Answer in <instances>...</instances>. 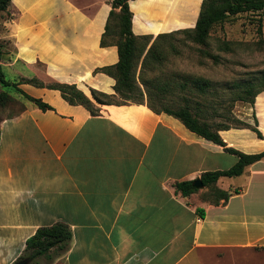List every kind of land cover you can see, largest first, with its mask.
Segmentation results:
<instances>
[{
  "label": "crops",
  "instance_id": "1",
  "mask_svg": "<svg viewBox=\"0 0 264 264\" xmlns=\"http://www.w3.org/2000/svg\"><path fill=\"white\" fill-rule=\"evenodd\" d=\"M111 1L11 0L0 22L2 66L52 107L26 99L0 123V264L19 261L39 228L58 223L71 230L67 248L34 264H264V159L220 178L228 201L208 187L184 196L177 183L230 169L237 156L146 103L98 105L92 114L53 88L114 94L115 79L97 72L119 61L116 44H101ZM202 2L131 0L133 32L194 28ZM261 94L251 108L263 139L248 128L220 130L227 148L264 151Z\"/></svg>",
  "mask_w": 264,
  "mask_h": 264
},
{
  "label": "trees",
  "instance_id": "2",
  "mask_svg": "<svg viewBox=\"0 0 264 264\" xmlns=\"http://www.w3.org/2000/svg\"><path fill=\"white\" fill-rule=\"evenodd\" d=\"M130 1H111L112 10L110 11L101 44L103 46L107 43L116 44L119 52V61L116 65L101 68L97 72H103L115 79L116 83L113 87L115 94L120 95L128 101H135L138 104L146 103L156 113L164 112L178 118L192 132L225 147L228 153L237 156L238 160L236 164L230 169L206 172L201 176L204 187H208L210 191V194L207 195L228 201L233 193L218 189L216 186L217 182L222 177L241 176L248 166L264 159V151L257 154H246L234 148H227V144L222 139L219 131L232 127L227 125L213 127L209 121L199 117V112L193 113L188 105L178 110H172L167 107L158 109L156 103L153 101L154 98L152 95L150 93H144L137 80L140 78L141 83L148 89L147 80H144V72L153 67H157L153 66L154 63L159 65V63L162 64L164 62V55H161L157 50L159 48V41L167 36L182 33L194 43L204 46L207 44L211 31L216 25L223 24L229 19L244 13L259 16L258 30L262 32L264 0H203L199 18L194 28L182 29L169 34H160L157 37L152 35H135L133 32V12L130 7ZM10 3L11 0H0V16L8 11ZM4 54V46L0 41V104L4 105L11 99L10 95L6 91H3V89L13 88L41 110L47 111L52 109L43 100L34 98L20 89V83H14L7 79L6 72L1 64ZM139 64L141 65V71L138 77ZM186 78L185 82L180 85L182 88H188L189 82H192L193 86L202 93H205L211 88L210 82L205 79L191 78L188 76ZM53 88L60 90L63 98L70 104L83 105L92 114L99 112V108L95 107V104L97 106L112 105L113 103L107 102L106 99L115 96L114 94L109 95L91 89L92 98H89L76 85L57 84ZM236 88H241L244 94L250 96V99L240 97L238 100L248 102L254 106L255 98L264 91V82H262V87L254 93H252V90L255 88L253 82L242 83V85H238ZM253 118L254 124L244 123L243 128L251 129L257 133L259 138L263 139V134L258 128L259 122L255 113ZM193 183V181L180 182L175 185V188L182 195L190 196L199 191V189L193 186ZM199 212L201 216H204L202 210H199ZM71 238V230L65 224L58 223L53 226L39 228L27 240L25 254L20 260L27 259L30 263L39 257H47L49 260H53L51 252L55 249L59 251L65 250Z\"/></svg>",
  "mask_w": 264,
  "mask_h": 264
},
{
  "label": "rangeland",
  "instance_id": "3",
  "mask_svg": "<svg viewBox=\"0 0 264 264\" xmlns=\"http://www.w3.org/2000/svg\"><path fill=\"white\" fill-rule=\"evenodd\" d=\"M7 18V14L3 13L0 22ZM258 19L257 15L244 13L218 24L212 29L204 46L194 43L182 33L161 39L157 51L164 55V62L159 65L154 63L153 66L157 67L144 72L148 89L138 78L142 91L152 95L158 109L167 107L178 110L188 105L193 113L199 112V117L209 121L213 127H243L244 123L253 125V115L244 120L236 116L243 112L254 114L252 104L238 100L240 97L250 99V96L236 86L253 82L254 93L264 82V32L258 30ZM3 68L7 79L14 82L16 78L13 69ZM140 71L139 64L137 76ZM187 76L205 79L210 82L211 88L202 93L192 82H189L188 88H182L180 85ZM3 91L11 99L4 105L0 104V123L7 117L19 114L26 103V98L15 89ZM114 95L106 101L116 105L136 103L115 92ZM258 102L259 107H264V94L258 97ZM204 191L205 194H210V191ZM34 263L35 261L31 264Z\"/></svg>",
  "mask_w": 264,
  "mask_h": 264
},
{
  "label": "water",
  "instance_id": "4",
  "mask_svg": "<svg viewBox=\"0 0 264 264\" xmlns=\"http://www.w3.org/2000/svg\"><path fill=\"white\" fill-rule=\"evenodd\" d=\"M193 186H194L195 188H197V189H202V188H204L203 181H202L200 178H198V179H196V180L194 181ZM29 263H30V262H29L27 259H22V260L17 261V262L14 263V264H29Z\"/></svg>",
  "mask_w": 264,
  "mask_h": 264
}]
</instances>
